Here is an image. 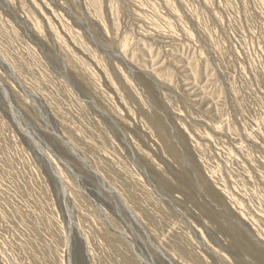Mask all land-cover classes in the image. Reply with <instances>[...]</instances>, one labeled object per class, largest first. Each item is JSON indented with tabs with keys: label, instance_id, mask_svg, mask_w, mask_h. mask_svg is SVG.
I'll return each instance as SVG.
<instances>
[{
	"label": "rangeland",
	"instance_id": "rangeland-1",
	"mask_svg": "<svg viewBox=\"0 0 264 264\" xmlns=\"http://www.w3.org/2000/svg\"><path fill=\"white\" fill-rule=\"evenodd\" d=\"M0 264H264V0H0Z\"/></svg>",
	"mask_w": 264,
	"mask_h": 264
},
{
	"label": "bare ground",
	"instance_id": "bare-ground-1",
	"mask_svg": "<svg viewBox=\"0 0 264 264\" xmlns=\"http://www.w3.org/2000/svg\"><path fill=\"white\" fill-rule=\"evenodd\" d=\"M58 240V239H57Z\"/></svg>",
	"mask_w": 264,
	"mask_h": 264
}]
</instances>
